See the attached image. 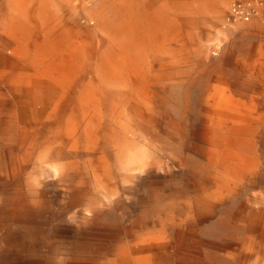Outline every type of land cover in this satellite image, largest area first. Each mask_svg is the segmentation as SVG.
I'll return each instance as SVG.
<instances>
[{
  "label": "rangeland",
  "instance_id": "374dc122",
  "mask_svg": "<svg viewBox=\"0 0 264 264\" xmlns=\"http://www.w3.org/2000/svg\"><path fill=\"white\" fill-rule=\"evenodd\" d=\"M0 264H264V4L0 0Z\"/></svg>",
  "mask_w": 264,
  "mask_h": 264
},
{
  "label": "built area",
  "instance_id": "2783aa9c",
  "mask_svg": "<svg viewBox=\"0 0 264 264\" xmlns=\"http://www.w3.org/2000/svg\"><path fill=\"white\" fill-rule=\"evenodd\" d=\"M260 4H264V0H259ZM232 14L236 17H239L243 20H249L252 14L254 13V8L244 1L235 2L232 6Z\"/></svg>",
  "mask_w": 264,
  "mask_h": 264
},
{
  "label": "crops",
  "instance_id": "0c3cea01",
  "mask_svg": "<svg viewBox=\"0 0 264 264\" xmlns=\"http://www.w3.org/2000/svg\"><path fill=\"white\" fill-rule=\"evenodd\" d=\"M226 6H227V5H226ZM226 6H224V7H226ZM239 22L242 24L241 21H239ZM230 152H233V151H231V150H226V151H225V154H226L227 157L231 155Z\"/></svg>",
  "mask_w": 264,
  "mask_h": 264
},
{
  "label": "bare ground",
  "instance_id": "6f19581e",
  "mask_svg": "<svg viewBox=\"0 0 264 264\" xmlns=\"http://www.w3.org/2000/svg\"><path fill=\"white\" fill-rule=\"evenodd\" d=\"M232 151V150H231ZM230 153H232V152H230ZM240 157V156H239ZM237 158V157H236Z\"/></svg>",
  "mask_w": 264,
  "mask_h": 264
}]
</instances>
